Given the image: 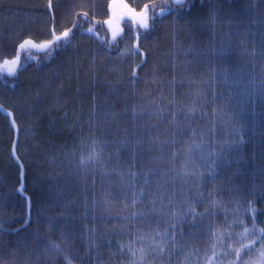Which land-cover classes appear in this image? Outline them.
Here are the masks:
<instances>
[{
	"label": "trees",
	"instance_id": "1",
	"mask_svg": "<svg viewBox=\"0 0 264 264\" xmlns=\"http://www.w3.org/2000/svg\"><path fill=\"white\" fill-rule=\"evenodd\" d=\"M115 1L0 0V264H260L264 0H121L150 25L111 44Z\"/></svg>",
	"mask_w": 264,
	"mask_h": 264
},
{
	"label": "rangeland",
	"instance_id": "2",
	"mask_svg": "<svg viewBox=\"0 0 264 264\" xmlns=\"http://www.w3.org/2000/svg\"><path fill=\"white\" fill-rule=\"evenodd\" d=\"M173 5L177 6L175 3V0H173ZM170 11V8H164L157 10L155 14L158 18L165 17ZM150 13L151 8L148 7L147 9H142L140 11L135 10L132 7H129L125 3H123L121 0H116L112 4L111 8V17L105 22V26L108 29L110 33V43L114 44L119 37L123 34V24L125 22H131L138 27H140L142 30H148L150 25ZM144 19V21L147 23L148 27L144 28L141 23V19ZM68 36V34H67ZM67 36H59L55 35L54 38L46 43L42 44H36L33 42H29L25 44L26 49L31 50L33 52L41 53L44 51H47L51 48V46L54 43L59 42L62 39H65ZM57 37H60V39H57ZM136 48L139 49V40L137 38L136 41ZM22 55L23 53H20L15 59L5 62H0V75L8 76L10 78H13L16 76L18 69L20 68L22 64ZM252 228V227H251ZM253 229V228H252ZM261 238L264 241V234L261 235ZM172 239L167 243V245L164 247V244H152L153 247H159V252L163 255L164 261L163 264H196L194 262L195 254L188 248L184 247L177 239H175L176 243L171 242ZM256 241L253 242L252 246H255ZM264 250V247L263 249ZM141 251H143V258H147L151 252V245L148 244H139L134 247H132L129 250V259H134L136 261L142 259L141 258ZM258 257L259 263L264 264V261L261 259V253L260 255H256Z\"/></svg>",
	"mask_w": 264,
	"mask_h": 264
},
{
	"label": "snow or ice",
	"instance_id": "3",
	"mask_svg": "<svg viewBox=\"0 0 264 264\" xmlns=\"http://www.w3.org/2000/svg\"><path fill=\"white\" fill-rule=\"evenodd\" d=\"M184 2H185V0H175V3H176V5L178 6V7H183L184 6ZM145 7V9H147L149 6L148 5H145L144 6ZM152 7H153V9H155V7H157L156 5H152ZM141 23H142V26L144 27V28H147L148 27V25H147V23L144 21V19H143V17H142V19H141ZM63 35L64 36H67V33L65 32V33H63ZM57 39H60V37H57ZM30 41H25L24 43H29ZM20 47L21 48H23L24 47V44H21L20 45ZM173 123H174V121H173ZM195 147L196 148H199L200 146L199 145H195ZM189 151H191V148L189 149ZM95 158H98V153H95L94 151H93V153L86 159V160H82V163H87L88 161H94V159ZM190 173H187V172H185L184 173V175H189ZM216 202L215 201H213V204H215ZM191 210V209H190ZM253 211H255V209H253ZM174 227V226H173ZM247 231V230H246ZM260 232L261 233H264V229H261L260 230ZM168 236V233L167 232H165L164 234H163V236L161 237V241L162 242H165V238ZM173 244L174 243H176V241H175V237H173L172 238V241H171ZM161 247H162V245H161ZM53 248L54 249H59V246L58 245H53ZM143 251H141V258L143 259ZM236 255L238 256L239 255V253L237 252L236 253ZM261 259H262V261H264V250H262L261 251Z\"/></svg>",
	"mask_w": 264,
	"mask_h": 264
}]
</instances>
